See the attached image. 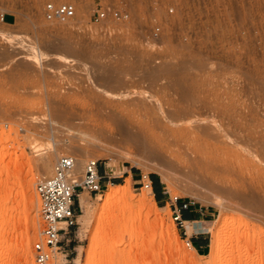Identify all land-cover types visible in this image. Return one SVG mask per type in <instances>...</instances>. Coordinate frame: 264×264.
<instances>
[{"label": "rangeland", "instance_id": "1", "mask_svg": "<svg viewBox=\"0 0 264 264\" xmlns=\"http://www.w3.org/2000/svg\"><path fill=\"white\" fill-rule=\"evenodd\" d=\"M71 1L76 18L60 24L43 19L40 0H0V264H32L34 186L52 170L57 157L48 168L42 160L54 144L58 157L80 160L79 170L92 158L106 172L99 194H79L87 206L66 264H90L92 240L109 214L143 198L159 220L152 232L163 236L155 243L144 234L152 248L143 264H264V0ZM96 3L128 19L93 24ZM156 23L160 36L152 40ZM112 115L133 128L157 122L150 147L131 138L88 144L89 120L117 133ZM142 180H155L161 197ZM127 182L123 198L98 208L110 187ZM178 209L192 220L175 222ZM192 231L207 243L202 255L186 245Z\"/></svg>", "mask_w": 264, "mask_h": 264}, {"label": "built area", "instance_id": "2", "mask_svg": "<svg viewBox=\"0 0 264 264\" xmlns=\"http://www.w3.org/2000/svg\"><path fill=\"white\" fill-rule=\"evenodd\" d=\"M43 19L47 22L72 24L76 18V3L71 0H40ZM172 13V8L167 9ZM3 15L0 16L2 20ZM125 21L128 12L117 7L96 3L89 22L103 24L108 20ZM160 36V26L156 23L151 31L152 40ZM98 160L87 159L81 171L75 170V158L70 154L59 156L51 172L40 178L34 191L37 198L39 229L32 243V264H66L72 229L81 211L79 194L85 190L89 195L99 194L102 188ZM145 188H150L149 180H142ZM173 220L182 225L180 209L174 211ZM186 245L191 246L190 240Z\"/></svg>", "mask_w": 264, "mask_h": 264}, {"label": "bare ground", "instance_id": "3", "mask_svg": "<svg viewBox=\"0 0 264 264\" xmlns=\"http://www.w3.org/2000/svg\"><path fill=\"white\" fill-rule=\"evenodd\" d=\"M62 113V112H61ZM60 113V114H61ZM59 115V114H58ZM111 116V115H110ZM125 116V115H124ZM123 116V117H124ZM128 116V114H127ZM130 116V115H129ZM118 117V116H117ZM121 117V116H120ZM126 117V116H125ZM133 117V116H132ZM171 117V116H170ZM112 118H113V115H112ZM109 119V120H113L116 124H117V128L114 127V123L111 121V123H113L112 125L113 126H110V127H114L116 128V132L113 130H111V128L108 130L104 127V125H106L105 123H103L104 125L102 126L100 122V124H98L97 122L95 123V120H94V123H92V121L88 122L91 123V124H86L87 125V128L86 129V132L85 133V137H86V141H88V144L92 143L94 144L96 141L97 142H109L110 144L112 143L114 145V143L116 141H123L126 140V138H131V139H134L136 140L137 142L140 143V145L142 147H147L149 146L150 141L149 139H147V137H151L153 136L154 134V128L158 127L157 125V122H155L153 124L154 121H142L140 120L139 122H137L135 124L136 127H129V124L124 121V120H121L120 118H113V119ZM131 118V117H130ZM129 118V119H130ZM136 118V117H135ZM140 118V117H139ZM175 118V117H174ZM143 119V118H141ZM145 119V118H144ZM128 120V119H127ZM133 121V119H131ZM138 120V119H137ZM147 120V119H146ZM152 120V119H151ZM154 120V119H153ZM157 120V119H155ZM172 120V119H171ZM129 121V120H128ZM179 121V120H178ZM109 122V121H108ZM134 122H135V119H134ZM160 122V121H159ZM49 123L50 124H53L52 120L49 119ZM109 122V124H111ZM130 123V122H129ZM85 124V123H84ZM131 124V123H130ZM134 124V123H132ZM161 124V123H160ZM108 125V124H107ZM106 125V126H107ZM162 125V124H161ZM160 125V126H161ZM84 126V125H83ZM134 126V125H133ZM159 126V127H160ZM163 127V126H162ZM108 128V127H107ZM84 129V128H83ZM161 129V128H160ZM163 129V128H162ZM170 129V128H169ZM171 130V129H170ZM169 130V131H170ZM85 131V130H84ZM164 131H168V130H163ZM173 132V129L171 130ZM176 131V130H175ZM178 131V130H177ZM162 132V133H163ZM183 132V131H181ZM178 133L179 136H181L182 134ZM166 133V132H165ZM164 133V134H165ZM171 133V132H169ZM163 134V138L161 140V142L163 141V139H165L167 136L166 134L164 135ZM184 134H185V131H184ZM189 134V133H188ZM156 135V134H155ZM161 135V134H160ZM169 135V134H168ZM174 135V134H173ZM176 135V134H175ZM190 135V134H189ZM157 136H158V132H157ZM170 138H171V135H169ZM186 136V135H184ZM191 136V135H190ZM188 136V137H190ZM83 137V136H82ZM160 137V136H159ZM173 137V136H172ZM177 137V136H176ZM116 138H118L119 140H117ZM156 138V136H155ZM169 138V139H170ZM182 137H180L179 139V142L181 140L182 142ZM191 138V137H190ZM84 139V138H83ZM157 139V138H156ZM161 139V137H160ZM159 138L156 140L158 141ZM168 140V138H167ZM170 140H173V139H170ZM168 140V141H170ZM175 140V139H174ZM178 139H176L175 141H177ZM185 140V139H184ZM191 139H189L190 141ZM133 141V140H132ZM155 141V140H154ZM155 141V142H156ZM165 141V140H164ZM163 141V142H164ZM186 141V140H185ZM184 141V142H185ZM120 142V141H119ZM153 142V141H152ZM167 142V141H166ZM172 142V141H171ZM174 142V141H173ZM172 142V143H173ZM187 142V141H186ZM87 143V142H86ZM121 143V142H120ZM168 143V142H167ZM177 143V142H175ZM87 144V145H88ZM91 144V146H92ZM100 144V143H98ZM103 144V143H102ZM115 144H118V143H115ZM170 145V143H168ZM179 144V143H178ZM183 144V143H181ZM185 144L187 143H184V146ZM200 144V143H199ZM53 145V144H52ZM86 145V146H87ZM97 145V144H96ZM109 145V144H107ZM161 145V144H160ZM164 145L165 142H164ZM173 145V144H172ZM198 145V144H197ZM89 146V145H88ZM167 146V145H166ZM177 146V145H175ZM174 146V147H175ZM188 146H189V143H188ZM94 147V146H93ZM99 147V146H98ZM101 147V145H100ZM102 147L104 148V146L102 145ZM101 147V148H102ZM108 147V146H107ZM113 147V146H112ZM150 147V146H149ZM171 147V146H170ZM169 147V148H170ZM173 147V146H172ZM171 147V148H172ZM173 147V148H174ZM180 147L182 148V145H180ZM191 147V145H190ZM194 147V146H192ZM82 148V147H81ZM80 148V149H81ZM84 148V146H83ZM102 148V149H103ZM176 148V147H175ZM175 148L173 149L174 151ZM189 148V147H188ZM186 151H189V148ZM104 149H107L106 147ZM113 149V148H112ZM179 149V147L177 148V150ZM84 150V149H82ZM110 149H108L109 151ZM169 150V149H168ZM170 151V152H173ZM184 150V151H185ZM195 150H198L197 148ZM195 150L192 149V152H189V153H195ZM111 151V150H110ZM121 151V150H120ZM125 151V150H124ZM163 151L166 152V150L163 149ZM182 153L181 149L180 151L178 150V152H175V153H178L177 155H179L180 153ZM197 152V151H196ZM203 152V151H202ZM60 153V151L58 150V147L55 146V144L53 145L52 149H51V152L42 160L43 162V166L45 168H48L49 166V162L54 159V157H57L58 158V154ZM84 153V152H83ZM108 153V152H106ZM104 153V154H106ZM111 153V152H110ZM113 153V152H112ZM125 153L129 154L128 151H125ZM124 153V154H125ZM167 153V152H166ZM199 155V152H197ZM82 154V152H81ZM188 154V153H186ZM191 154V155H192ZM72 155V154H70ZM110 154H107L106 156H108ZM175 155V154H174ZM181 155V154H180ZM179 155V157H177V159H181L183 157H181ZM73 156V155H72ZM84 156V155H83ZM105 156V155H103ZM183 156V155H182ZM194 156V154L192 155ZM196 156V155H195ZM202 156V154H201ZM206 156V155H205ZM110 157V156H109ZM186 157V156H185ZM189 157V156H188ZM191 157V156H190ZM204 157V153H203V156ZM208 157V156H206ZM211 157V156H210ZM56 158V159H57ZM75 158V157H74ZM200 158V155L198 157V159ZM186 159V158H185ZM202 159V158H201ZM213 159V158H212ZM188 160V159H187ZM194 160V159H193ZM214 160V159H213ZM174 161H176V157L174 159ZM181 160H178V162H180ZM184 161V160H183ZM189 161V160H188ZM196 160H194V163H195ZM191 162V160H190ZM184 163V162H183ZM41 164V163H40ZM80 160L77 161L76 158H75V170L76 171H81L79 170L78 168H80ZM191 164V163H190ZM210 164V163H209ZM214 164V163H213ZM195 165V164H193ZM215 165V164H214ZM204 166V165H203ZM43 167V168H44ZM200 167V166H199ZM206 167V166H205ZM196 169V168H195ZM198 169V168H197ZM202 169V168H201ZM199 171V170H198ZM201 172V171H200ZM198 172V173H200ZM211 172V171H209ZM214 174V173H213ZM212 177V176H211ZM128 182L127 184L125 185H117V186H112L108 189V191L105 193L102 201L100 202L98 208L100 210H105L107 209L113 202H116L118 200H120V198H123L126 194V192H128ZM122 200V199H121ZM217 203V202H216ZM79 204L82 208H85L87 206V198L85 196H81L79 197ZM153 207V204L152 206L150 207L149 205V201L145 198L142 199V201L140 202V206L135 208L131 205V203H127L125 208L122 209V208H119V209H116L117 211H114L112 212V215L109 214V217H108V223L107 225L101 230L99 231L95 236H94V239L92 240L93 242L91 243V249H93V258L91 259V262L90 264H143V255L145 257V253L148 251H146L147 248H152V243L149 242V243H146L145 241V238L150 235V233L152 232V226H153V223L155 221L158 220L157 216H156V213L154 211V208ZM98 220V219H97ZM100 220V219H99ZM159 221V220H158ZM159 225V224H158ZM161 225V224H160ZM155 227V226H154ZM170 227V226H169ZM172 227H170L169 229L168 228H165L166 229V232L165 233H169L171 232ZM154 232H155V229H153ZM163 230V229H162ZM160 233L157 232L156 233H151V237H152V241L154 240H157L158 243L161 242V240H163V236H162V232L159 231ZM214 233V232H213ZM216 233V232H215ZM144 234L146 235V237L144 238ZM164 234V232H163ZM174 234V233H173ZM215 235V234H214ZM166 235L164 234V237ZM150 238V237H148ZM216 236L214 237V240L212 241L211 243V248H212V254L213 256L216 257ZM148 242V241H147ZM156 243V241H155ZM164 243V242H163ZM176 243V242H175ZM159 245V244H158ZM154 246V245H153ZM161 246V245H160ZM192 247V246H190ZM162 248V247H161ZM165 249V247L163 248ZM156 250V249H155ZM29 251V250H28ZM146 251V252H145ZM156 253V252H155ZM29 255V254H28ZM152 255V254H151ZM182 255V254H181ZM183 255L186 256V253L183 252ZM183 256V258H184ZM188 256V255H187ZM190 256V255H189ZM188 256V257H189ZM25 260V259H24ZM145 260H146V257H145ZM145 262V261H144ZM147 263V262H146ZM25 264H30L28 262H26Z\"/></svg>", "mask_w": 264, "mask_h": 264}, {"label": "crops", "instance_id": "4", "mask_svg": "<svg viewBox=\"0 0 264 264\" xmlns=\"http://www.w3.org/2000/svg\"><path fill=\"white\" fill-rule=\"evenodd\" d=\"M99 173L101 176H106V172L99 169ZM158 196L161 197V195L158 193ZM181 218L183 220V222H190L192 220V214L191 212H187V211H182L181 212ZM200 232L197 231H192V233L190 234V242H191V246L193 247V249L195 250V252L198 255H202L205 247L207 246L206 241L204 240L203 236H200L199 234Z\"/></svg>", "mask_w": 264, "mask_h": 264}, {"label": "trees", "instance_id": "5", "mask_svg": "<svg viewBox=\"0 0 264 264\" xmlns=\"http://www.w3.org/2000/svg\"><path fill=\"white\" fill-rule=\"evenodd\" d=\"M151 187H152V191H153L155 197L157 198L159 192H158V184L155 180H152ZM182 211H185V210H182Z\"/></svg>", "mask_w": 264, "mask_h": 264}]
</instances>
